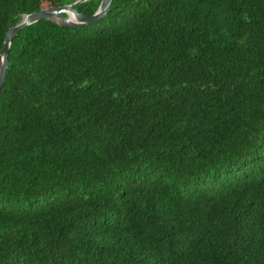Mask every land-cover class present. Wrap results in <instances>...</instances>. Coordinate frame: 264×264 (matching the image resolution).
Instances as JSON below:
<instances>
[{"label":"trees","instance_id":"trees-1","mask_svg":"<svg viewBox=\"0 0 264 264\" xmlns=\"http://www.w3.org/2000/svg\"><path fill=\"white\" fill-rule=\"evenodd\" d=\"M73 1L0 0V48L23 14ZM0 264H264V0H112L21 29Z\"/></svg>","mask_w":264,"mask_h":264},{"label":"water","instance_id":"water-1","mask_svg":"<svg viewBox=\"0 0 264 264\" xmlns=\"http://www.w3.org/2000/svg\"><path fill=\"white\" fill-rule=\"evenodd\" d=\"M82 1L84 0H74L71 3L45 7L30 13L23 14L18 23L15 25H10L7 28L3 45L0 48V89L5 80L8 52L11 41L21 29L41 19L51 20L53 23H56L62 27H80L103 18L112 2V0H101L95 12L89 15L79 12L74 8L77 3Z\"/></svg>","mask_w":264,"mask_h":264}]
</instances>
